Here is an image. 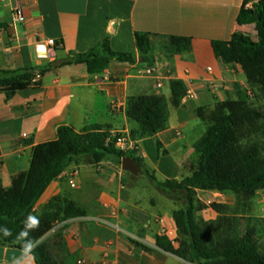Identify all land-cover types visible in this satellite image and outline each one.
<instances>
[{
	"label": "crops",
	"instance_id": "1",
	"mask_svg": "<svg viewBox=\"0 0 264 264\" xmlns=\"http://www.w3.org/2000/svg\"><path fill=\"white\" fill-rule=\"evenodd\" d=\"M15 1L0 0V70L42 68L67 60L68 53H84L105 39L113 51L135 54L136 62L111 61L93 75L83 64L65 63L45 73L38 88L17 91L10 99L0 91L4 189L29 168L32 148L54 140L61 126L76 132L101 126L112 135H128L135 127L125 115L131 96L161 95L170 109L167 130L136 141V154L150 160L146 143L163 149L165 156L175 146H185L184 135H176L186 130L189 113L210 115L219 105L238 101L241 92L250 94L241 68L222 64L211 47L212 41H228L238 29L236 19L244 0H18L25 21L13 27ZM135 33L151 35L154 77L139 75L148 66L135 46ZM48 40L55 41L53 49L46 45ZM171 81L182 82L196 99L183 98L174 108ZM73 172H77L75 187L69 185ZM126 174L113 160L80 163L50 183L34 207L37 214L59 197L86 211L83 217L57 222L45 236L55 259L64 264H185L155 243V236L169 238L173 204L159 211ZM0 264L36 263L27 249L0 246Z\"/></svg>",
	"mask_w": 264,
	"mask_h": 264
},
{
	"label": "trees",
	"instance_id": "2",
	"mask_svg": "<svg viewBox=\"0 0 264 264\" xmlns=\"http://www.w3.org/2000/svg\"><path fill=\"white\" fill-rule=\"evenodd\" d=\"M236 23L238 29L228 41L211 42L213 53L225 66H239L248 88L264 93V0H244ZM182 39L186 43L190 41ZM134 40L143 63L152 66L151 35L135 33ZM111 61L133 64L136 56L113 51L105 39L84 53H68L65 65L83 64L88 74L93 75ZM51 70V64L42 68L0 70V91L10 99L17 91L38 88L41 77ZM170 89L171 104L177 109L186 88L180 81H171ZM247 100V93L241 92L238 101L223 103L210 114V125L193 145L199 162L189 176L180 181H159L145 172L154 187L178 206L172 219L180 238L179 248L165 235L155 236L156 246L185 263L264 264V253L255 239L240 235L238 218L219 215L214 221H204L197 216L199 205L195 198L196 190L231 192L238 199L237 205L242 201L245 205L244 201L249 203L256 192L264 190V113L246 107ZM125 115L135 124L128 133L133 141L154 137L168 128V103L161 95L129 97ZM121 136L112 135L101 126L81 132L61 126L54 140L34 146L27 171L18 175L8 189L0 185V246L31 249L36 264H64L52 256L48 242L40 240L57 222L83 217L86 211L61 197L41 214L34 207L50 183L81 159L86 164L98 165L106 160L115 161L114 158L131 157L137 163L135 152L115 148ZM211 207L219 213V206ZM29 216L38 220V226H30Z\"/></svg>",
	"mask_w": 264,
	"mask_h": 264
},
{
	"label": "rangeland",
	"instance_id": "3",
	"mask_svg": "<svg viewBox=\"0 0 264 264\" xmlns=\"http://www.w3.org/2000/svg\"><path fill=\"white\" fill-rule=\"evenodd\" d=\"M248 92H250V94H247L248 100L246 102V107L264 113V93L252 91L251 89ZM168 112L170 115L169 107ZM186 119V130L179 131V135H176V138H182L184 135L181 140L185 143L183 148L177 145L173 150H170L169 156H165L163 154V149L157 150L152 143H146L148 154L151 155L150 160L137 155L136 152L134 154L138 165L141 167L142 174L139 176H132L129 173L126 174L127 181L129 183L134 182L135 186L141 191L142 196L150 198L152 205L157 203L159 211H166L167 207H170L171 204H173L174 210L177 209L178 206L172 203L163 192L154 187L145 172L153 175L159 181L165 179L180 181L189 176L199 162L193 145L202 137L207 127L210 125V115H204L201 112L194 114L189 113L186 115ZM122 134L126 136V134ZM24 160H26V158ZM114 160L118 167H120L121 160L115 158ZM80 163H85V159L79 160L78 164ZM26 171L27 170L21 171L19 175ZM195 198L198 201L197 206L199 205L197 207V216L199 218L204 221H214L219 215L225 216L226 218H233L235 216L239 220L238 229L240 235L242 237L254 238L259 246L260 252L264 253V190L256 192L249 203L244 201L245 205H242L243 201L240 205H237L238 199L231 192L219 193L196 190ZM212 204L219 206V213L214 211L211 207ZM233 211H235V214ZM166 232L169 234V238L174 241L176 248H179L180 238L175 225H173L172 231L168 230ZM41 241H46L45 237L40 240V242Z\"/></svg>",
	"mask_w": 264,
	"mask_h": 264
},
{
	"label": "built area",
	"instance_id": "4",
	"mask_svg": "<svg viewBox=\"0 0 264 264\" xmlns=\"http://www.w3.org/2000/svg\"><path fill=\"white\" fill-rule=\"evenodd\" d=\"M25 21V17L23 14L22 7L20 5V2L18 0L15 1V4L11 10V21L10 24L11 26L15 27L17 25L23 24ZM3 30L0 28V42H1V33ZM46 45L50 48L53 49L55 47V41L54 40H48L46 42ZM210 71V69H208ZM156 73V69L154 67H147L139 71V75L144 76V77H154ZM157 88H161V84H157ZM184 99L186 101L194 100L196 99V93L192 90H187ZM25 137V135H23ZM115 148L122 152H138V146L136 141H133L132 139L129 138L128 135L126 136H121L118 138L115 142ZM77 175V172H73L71 178L69 179V185L71 187H75V176ZM105 223V222H103ZM106 224V223H105ZM84 261H80L79 264H83ZM91 264H96V263H91Z\"/></svg>",
	"mask_w": 264,
	"mask_h": 264
},
{
	"label": "water",
	"instance_id": "5",
	"mask_svg": "<svg viewBox=\"0 0 264 264\" xmlns=\"http://www.w3.org/2000/svg\"><path fill=\"white\" fill-rule=\"evenodd\" d=\"M66 59L56 60L51 64L53 69L58 68L66 63ZM121 169L132 176H139L142 174L141 167L131 158L125 157L121 159Z\"/></svg>",
	"mask_w": 264,
	"mask_h": 264
},
{
	"label": "clouds",
	"instance_id": "6",
	"mask_svg": "<svg viewBox=\"0 0 264 264\" xmlns=\"http://www.w3.org/2000/svg\"><path fill=\"white\" fill-rule=\"evenodd\" d=\"M28 219H29V222H30V226H32V227L38 226L39 222H38V220L35 217L29 216ZM27 251H28L29 255L32 257V255H31L32 250L31 249H27Z\"/></svg>",
	"mask_w": 264,
	"mask_h": 264
}]
</instances>
